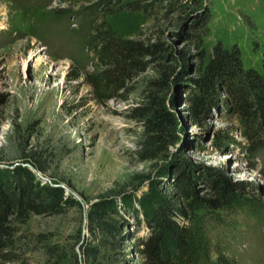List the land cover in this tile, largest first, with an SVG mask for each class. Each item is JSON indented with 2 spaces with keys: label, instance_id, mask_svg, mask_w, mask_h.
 <instances>
[{
  "label": "rangeland",
  "instance_id": "374dc122",
  "mask_svg": "<svg viewBox=\"0 0 264 264\" xmlns=\"http://www.w3.org/2000/svg\"><path fill=\"white\" fill-rule=\"evenodd\" d=\"M194 1L184 0L186 9L168 15L125 10L107 17L117 35L158 44L161 51L145 56L142 71L97 102L84 80L94 60L80 33L83 16H74L95 1L77 0L61 16L57 11L71 6L68 0H0V180L9 182L8 173L25 167L40 182L65 186L83 202L65 192L66 211L32 214L21 231L48 234L60 245L79 244L88 237L89 211L102 207L114 212L121 231L116 252L122 254L115 255V264H139L136 249L150 233L145 211L159 201L180 207L174 184L186 170L193 171L199 195L207 193L213 170H220L262 205L225 211L220 222H209L211 251L201 264H218V252L229 264H264V151L247 152L237 121L222 105L194 125L182 101L200 60L194 38L204 29L207 53L217 42L236 45L244 66L264 73V0ZM164 70L179 82L161 91L176 102L175 137L157 158L146 160L138 154L144 127L137 109L148 81ZM218 135L230 141L220 143ZM32 257L40 260L38 253Z\"/></svg>",
  "mask_w": 264,
  "mask_h": 264
},
{
  "label": "trees",
  "instance_id": "16d2710c",
  "mask_svg": "<svg viewBox=\"0 0 264 264\" xmlns=\"http://www.w3.org/2000/svg\"><path fill=\"white\" fill-rule=\"evenodd\" d=\"M93 4L74 15L83 16L80 28L82 41L94 62L92 71L84 73L85 83L91 88L97 102L111 95L145 68L142 59L161 51L158 44L126 39L115 33L107 17L125 10L151 14L164 10L165 15L186 9L184 0H85ZM67 9L57 11L61 16L70 14L77 0H68ZM193 4H197L195 0ZM201 15L195 24L197 33L206 19ZM204 29L195 36L199 49L196 77L190 80L183 104L189 122L204 123L211 109L222 105L235 118L240 135L246 141L248 153L264 151V73L246 68L236 45L226 48L217 42L207 53L203 46ZM184 57L182 51H175ZM264 65V57H263ZM159 77L148 81L144 104L138 108L143 123L139 156L151 160L162 154L175 137L177 119L172 112L176 102L162 97L165 89L176 86L173 72H157ZM162 91V92H161ZM170 104L168 106L167 104ZM222 143L230 141L217 136ZM208 191L199 195L191 169L180 174L174 184L180 207L158 202L145 211L150 222V233L136 249L139 264H201L210 254L209 222H220L221 213L237 208L256 210L262 205L245 191L244 184L232 183L220 170H213ZM10 181L0 180V264H115L121 238L117 220L110 210H90L88 237L79 238V244L60 245L48 234L21 231L30 215H55L66 211L69 197L62 188L40 182L27 168L19 167L8 173ZM186 223L180 224L177 219ZM81 242V244H80ZM79 248V253L76 247ZM39 254V261L32 255ZM119 253V254H116ZM112 260V261H111ZM218 264H229L225 256L217 253Z\"/></svg>",
  "mask_w": 264,
  "mask_h": 264
},
{
  "label": "water",
  "instance_id": "95a60500",
  "mask_svg": "<svg viewBox=\"0 0 264 264\" xmlns=\"http://www.w3.org/2000/svg\"><path fill=\"white\" fill-rule=\"evenodd\" d=\"M33 172H35L36 174H37V176L40 178V179H42L43 181H45V182H48V180L47 179H45V178H43L36 170H34V169H31ZM50 184V183H49ZM54 187H59V188H62L63 190H65V192L68 194V195H71V196H73L74 198H76L79 202H80V204H82L83 205V202L80 200V198L78 197V195L77 194H75L73 191H71L70 189H68L67 187H65V186H62V185H53Z\"/></svg>",
  "mask_w": 264,
  "mask_h": 264
}]
</instances>
